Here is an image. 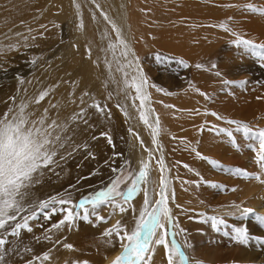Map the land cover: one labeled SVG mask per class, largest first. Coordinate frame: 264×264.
<instances>
[{"label": "bare ground", "instance_id": "1", "mask_svg": "<svg viewBox=\"0 0 264 264\" xmlns=\"http://www.w3.org/2000/svg\"><path fill=\"white\" fill-rule=\"evenodd\" d=\"M21 1L24 2V0H10L7 9L4 6V0H0V114H3L8 105V102L5 99L7 96L5 94V88L7 86L4 88V83L9 82L4 81L12 78L14 79L13 81L17 83L25 81L23 79L21 81L18 78L19 74L17 71L21 70L19 67L18 69H12L7 73H4V61L9 63L10 61L19 60L16 59L19 55L17 54V47L22 45L23 42L30 40V38L24 40L21 36L22 32L26 31V29L21 28L17 24L16 20V15L18 14L16 12V6H18L17 3ZM87 1L90 2L89 0H76V4L79 5V9H77L73 0H46L47 10L52 7L60 9V19L66 20L65 27L67 30H70L72 34L70 39L72 40L71 42L77 44L79 50L83 52V54H86L84 57L77 55L78 59H69L71 62L69 66H71V68L75 67V69H72L70 74L67 73V75L61 78L73 79V82L75 83L74 86L68 89L61 88L59 82H56L58 79L56 76H53L50 79L47 78L48 75H43L41 77L33 76L34 78L29 76V80H33H31V87L29 86V92L31 93H29L23 100V102L29 104L27 111L32 113L30 119H39L41 115L45 113V109H47V116L49 117L47 121L48 123L55 120L57 124L64 123L67 125L65 131L59 132V130H57L59 134L66 139L65 146L58 150V155L55 159L60 164L62 161L64 162V159L62 160L60 157L65 156L64 154L67 152H71L72 145V148L77 150L80 161H82L81 159L83 158V154L88 152V150L83 148L82 145L88 144L93 137H96L92 135L94 130L97 129L96 131L98 132L100 131V128H105V125L107 126L108 111L101 114L97 112L95 108L88 107L93 100L99 102L102 106L106 105V108H109L111 104L114 105L116 102L125 111L129 110V113L133 115L135 120H139V113L141 111L140 101L135 99V90L127 88L124 84V80L127 79L129 81V79L124 77L122 73L119 74L120 76L116 75L115 70L113 71L115 74H111L110 70L112 69H107V66L105 67L106 71L105 69H102V66L104 67V64L102 65L104 61H102V63L100 61L106 59L108 52L110 54L112 53L114 59H116V55L118 53L120 58H122L126 64L127 61L133 60L134 57L132 53L135 54V58H138L140 62V54L142 52H148L149 50L155 52L154 49L156 50L160 48V51L157 50V52H161V50L165 49L170 51V55L171 51L184 52V55H186V59L189 62H185L188 65L185 69H191L192 71L191 85L190 83L187 84L186 79L173 82L171 75V77L168 76V78L167 75L164 74L165 77H167L165 78V83H163L166 87L170 86L171 83H177L173 85V87H177V90L175 91L176 94L174 93L175 95L170 97L164 95L163 92L152 94L149 91V88H151L149 84L146 88L149 99L145 102V108L143 109L146 113H149L148 118L151 126H155L157 117L160 121L159 126L161 127L159 145L163 146L162 148H164L167 152L165 160L168 163L170 171V183L167 192L170 197V203L173 207L174 216H176V223H178L179 228L185 229L183 233H180L179 228H176L177 235L184 243L187 241L191 245L190 248H187L191 258L203 261V263L264 264V232L262 233L264 223L257 221L254 215H252L253 221L245 224L250 240L247 244L241 245L235 243L231 236H216L217 234L215 235L211 229H209L208 225H202L203 223L198 224L197 221H192L190 218L184 220V214L186 212L184 210L185 208L183 209L182 207L190 206L198 208L210 217L215 216L218 219L228 220L230 218L229 216H233L229 215V212L236 211L237 214L235 216L240 215L239 211L232 207V205H241L242 207L254 209L255 214L257 215L264 216V200L262 201L260 196L255 195L251 199L248 196L247 198H240L242 197L240 195L242 190H240L238 185H242L244 182L241 177L226 173L220 168L211 166L207 162V160H215L225 168L239 167L243 169L246 167L247 171H250L251 173L260 172L259 167L255 163V154L246 147L247 143L242 142L238 144L239 148H235L224 134L217 135L216 129H219L218 125H223L220 122L222 120H217L215 116L211 115L212 112H215L219 116L224 117L223 128L225 129L235 128V125H228L225 123V120H236L246 124L250 122V127H253L254 129L260 128L261 125L264 124V109H262L261 106V103L263 102L260 100L259 92L256 94V91H245L243 89V85L246 86V84H241L240 82L241 89L237 83L235 86L237 85L238 87L228 91L227 88L229 87L227 86V88H225V86L221 84V81H219L224 78V76H217L216 74L209 72L203 73L200 70L207 69L205 64H209L214 61L211 55L215 49L217 50V47L220 44L215 43L217 40H214L215 38L213 39L210 34L215 32L218 34L219 38L222 34H224V32L226 33V31L219 27L220 23H222L220 22L222 17L228 18V22L226 24L228 26L230 25L231 28L241 37L253 40L256 43H261L260 38L264 32L261 27L263 26L261 15L238 10L236 7H224V5H243L245 3H253V1L91 0L90 3H87ZM26 2L28 3L29 1H25V3ZM83 5L88 7L89 10H86ZM97 5H99V8H97ZM4 10H6V12H4ZM101 10L106 13L110 20L120 28L128 42V45L131 46L132 51L129 53L127 59L121 55L119 46L116 49L108 48L110 40L115 41V36L114 34L108 32L109 26H107L106 21L100 15ZM24 11L25 13L22 12V14H27V11ZM204 12H207L206 17L203 15ZM194 13H198L199 15L201 14V17H205V20L203 19L202 22H208V24H201L205 25L204 29H199L197 23L196 25H192L191 20L195 23L198 18L200 19V17H196L197 15L194 17ZM97 17H99L98 19L101 18V22H99L100 20H98ZM229 17H231V19H229ZM18 18L19 16L17 19ZM224 18L223 20H225ZM4 21L8 22L4 23ZM218 21L220 22L219 24H217ZM100 23L103 25L102 27L104 28V31L99 30ZM81 24L83 25L82 27L80 26ZM109 30H111V28H109ZM105 33L109 34L108 38H105ZM209 35L210 38H208ZM223 38L232 41V38L229 37L227 33ZM223 38H220L219 40L223 41ZM234 38L235 37H233V39ZM45 46V44H41L39 41H35L31 45V47L36 50H44ZM234 46H232V48ZM240 51L242 52L241 49ZM164 53L167 54L169 52ZM35 54H37V52ZM35 54L33 56H35ZM4 56L6 58H4ZM201 56H207L208 58L201 63ZM197 64L202 65V67L198 69L196 67ZM23 65L25 64L21 63L20 67ZM235 65L236 67L241 66L239 68L242 70L240 72L238 70L234 71L233 69L232 74H236L234 77L239 76L240 74L244 75L245 72L243 71L247 70L248 64L243 61V63H235ZM256 66L258 68L257 63ZM128 69L131 70V68ZM101 70L110 74L108 79L114 88V91L108 92L112 94L111 98H109L108 93L107 96L102 97L104 92H102L103 90L101 89ZM107 70H109V72H107ZM253 70L255 71V69ZM210 76L213 77V80L210 79ZM238 79L241 78L239 77ZM252 80L255 82L260 81L257 71L253 73ZM116 84L120 85L122 92L117 91ZM178 88L180 89L178 90ZM233 91L238 93L227 96L229 92ZM42 92L48 93L45 99L40 101L39 104L31 103V101L38 98ZM85 92L89 95L84 96L83 94ZM201 93H204L205 95H201ZM234 96L240 99L239 104L234 103ZM81 99L84 100V103H81ZM166 105L171 107H166ZM81 108H84L87 111V116L85 118L88 120V124H84L82 121L78 120L73 121L71 119L75 114L80 112ZM141 124L142 126L139 132V137L147 143V141L152 137V127L146 125L143 121H141ZM213 125L216 126V129L209 131V129L213 128ZM262 127L264 126L262 125ZM86 131L91 133L92 136L88 137V135V138H86ZM240 135L235 134L236 140L240 137ZM192 139H196L197 142H201V144L198 143L199 146H201V151H199L196 147L198 144L195 146V144L191 142ZM135 140V138L131 137L132 142ZM118 142L119 140L117 137L112 138L110 147L111 150L114 149L119 153ZM132 142L128 143V146L130 149H134V160L137 166H139L144 157H146V153L144 152L142 146L139 147L137 146V143L134 145ZM77 146L81 147L77 148ZM192 148H195L207 159L198 158L195 152L191 150ZM108 149L105 148V146L102 147L99 150L98 155L96 156L95 154V157L88 161L91 165H93V169H95L96 175H93L94 177L105 173V166L107 165V162H104L103 164H97L95 162L99 158H102L101 156H105L102 154L107 153L110 150ZM111 150L108 154H110ZM106 156L108 158L109 155ZM112 157L113 156H111V158ZM184 165H188L194 171L190 172L188 168L184 167ZM83 169H85V167H83ZM54 173H56L54 167L52 171L45 170V174L40 178V183L36 184L32 188L38 189L44 181H47L49 187L57 184V186H60L62 192L65 194L67 192L70 193L73 184L76 183L72 180L73 176L71 177V175L67 173L62 178L58 179L59 175ZM96 180L97 179H95V181ZM213 183L222 185L223 188H214L211 186ZM257 184H259V182H257ZM243 186L245 187L243 188L244 193L246 191L245 189L248 187V183L246 182ZM252 186L253 183L251 184V190ZM255 187V193H257L259 188L257 185ZM233 188L236 190L233 191ZM77 195L80 194L77 193L74 196ZM142 205L143 192L139 191V193L132 198L130 204L125 205V207L129 208V211L124 214L119 213V218L126 215H132V207H135L137 210L135 213V215H137ZM177 205L180 207H177ZM51 213L52 210L48 212V214ZM55 214L56 211L54 214H51L50 220L44 219V215L37 221L29 222L32 227V231H22L19 238L7 236L6 239L8 243L5 245V249H0V256L3 257V259H0V264H24V260L33 259L34 254L49 251L53 242L51 243L49 240L43 239V237L46 233H48L51 226L55 224V222H53ZM116 220L112 221L108 216L107 221L110 227ZM199 220H201V218ZM206 221L208 223V220ZM238 224L240 223L238 222ZM103 226H106V224ZM103 226L100 228L102 231H104ZM74 227L76 226L73 225L69 231V228L67 227L62 230L66 236L70 237L69 244H72V242L76 243L73 250H76L79 246L82 248V252L75 255L78 258V261L87 260L90 264H109V261L122 251L120 241L115 237L112 238L114 246L105 245L103 242L104 239L102 238L98 241V243L96 241H92L82 242L78 245L76 242V233L74 232L75 230H73ZM97 227L98 231H100V226ZM91 229L93 230V228ZM81 230L78 229L77 231L81 232ZM83 231H85V229ZM102 231H100L99 235ZM229 233H232V231ZM50 234L53 236V231ZM122 234L123 233H121V235ZM38 237L40 238L39 240H37ZM154 239L155 237H153V240ZM255 239L257 241H254ZM25 248H30L32 251L26 252L24 250ZM149 248L152 249V251L146 254L147 256H151V259L147 260V264H167L164 247L162 245L150 244ZM49 254H51V251ZM34 264H41V262L38 261ZM43 264L50 263L43 262Z\"/></svg>", "mask_w": 264, "mask_h": 264}, {"label": "snow or ice", "instance_id": "2", "mask_svg": "<svg viewBox=\"0 0 264 264\" xmlns=\"http://www.w3.org/2000/svg\"><path fill=\"white\" fill-rule=\"evenodd\" d=\"M73 3L79 9V5L76 4V0ZM224 7H236L238 10L246 11L252 14H258L264 16V6H257L253 3H247L243 5H224ZM99 8V5H97ZM100 15L112 26V31L115 33V41H111L108 44L109 49H116L118 46L121 51V55L127 59L131 48L128 45L120 28L110 20L108 15L102 10ZM231 19V17H229ZM83 26L82 24L80 25ZM44 27V26H42ZM224 31L231 34L235 39L231 41L238 49H241L244 54H250L257 58L260 62L264 63V43H256L253 40L245 39L231 29L226 23L219 25ZM105 38H108L109 34L105 33ZM134 59L127 61V64L118 68V71H122L125 77L128 76L127 72L123 71L124 67L131 68L136 75H133L131 82L127 79L124 80V84L127 88L135 90V99L140 101V113L139 118L146 125L149 123V113H146L143 109L145 108V102L148 101L149 96L146 93V88L149 86L148 79L144 76L142 69L139 68V60L135 58V54L132 53ZM157 62L162 60V57L157 55ZM35 63V61H33ZM177 63L183 67L188 65L179 60ZM196 67L199 69L202 65L197 64ZM216 67L215 64L212 65ZM217 76L221 73L216 72ZM225 83H232L225 81ZM244 84V81L240 82ZM151 87L156 88L158 92H165L166 95L171 93L166 92L163 88L152 84ZM48 95L47 92H42L38 98H35L31 103L39 104ZM84 96L89 94L85 92ZM109 93V98H111ZM201 95H205L201 93ZM209 98V97H206ZM259 99V98H258ZM81 103L84 100L81 99ZM29 104L22 102L19 106L10 107L5 113L0 114V249H5V245L8 243L6 237L12 236L19 238L22 231L31 232L32 227L29 225L30 220L36 219L37 208L44 210L49 207L52 208V213L56 211L55 206L60 205L61 211L64 213L62 219L57 223L53 224L43 237L45 240H52L53 230L60 231L67 227L69 229L74 225L76 219H82L93 226H96L95 222H106V217L101 216L99 213L103 210L101 207L109 206L113 210L118 209L119 213L124 214L129 211L125 205L130 204L134 195L139 191L143 192V205L139 209L138 216L135 215V207L131 208L133 213V219L135 221L134 228L128 231L126 225L121 220H117L112 227L107 228L101 233V237L104 238V244L114 246L113 237L120 241V247L122 251L117 254L114 258L109 261V264H147V260L151 259V256H145L146 253L152 251L149 248L150 244L162 245L165 249V255L167 257V264H190V257L186 253L185 249L190 248L191 245L185 241L184 245H181L175 239L177 233L172 232V239L169 241L166 239L172 228H179L178 223L175 222L172 215V209L168 206L169 196L166 194L169 186V179L164 173L167 171L163 156L161 154L160 159L157 163L160 166L161 178L159 180V191L156 193L158 199H150L147 184L149 183V172L148 164L143 163L138 171V174L131 181V185L125 190L120 191L119 184L122 182L119 176H116L111 181V186L105 190L96 192L91 197H84L78 203H75L71 198V193H67L66 196L51 197L46 201L31 202L29 200L32 187L40 183V178L45 174V170L52 171L54 166H58V161L55 157L58 155V150L65 146V139L59 132L66 130L67 125L64 123L57 124L55 120L48 123L49 117L47 116V109L45 113L41 115L39 119H30L32 113L27 111ZM55 107V106H53ZM88 107L95 108L97 112L104 114L106 111V105L102 106L99 102L93 100ZM117 107H120L118 104ZM166 107H171L166 105ZM125 116L127 112L124 109ZM110 112L108 117L110 118ZM211 115L215 116L217 120H224V117L219 116L217 113L212 112ZM87 111L84 108L80 109V112L75 114L71 119L73 121H82L84 124H88V120L85 118ZM228 125H235L234 129L219 128L213 125V129H216L217 135L224 134L229 142L239 148L235 134H241L242 137L248 142L246 147L255 154V163L260 169L259 173H249L245 169L239 167L236 168H225L215 160H207V162L216 168H220L226 173L241 177L243 179L257 180L264 184V128H252L248 124L236 121V120H225ZM159 118H156L155 126L152 127V143L156 145V150L161 151L162 147L157 145L156 137L159 135ZM91 127V126H90ZM59 130V132L57 131ZM132 132V129H129ZM101 135H107L101 133ZM96 139V137H93ZM139 139V137H137ZM109 144L112 143L111 138L108 139ZM141 144L143 142L141 141ZM81 146H77L79 148ZM83 148L87 149L88 145H82ZM76 150V149H74ZM146 151H149L145 148ZM195 152L196 156L200 159H207L195 148L191 149ZM69 155H71L69 153ZM91 156L92 153L89 152ZM150 158L153 157V153L149 151ZM60 159H65L61 156ZM188 170L194 171L188 165H184ZM113 171H116L115 169ZM198 175V174H197ZM187 183V182H186ZM207 183V182H205ZM144 185L143 188L139 187ZM214 188H223L222 185L213 183L211 185ZM235 191L236 189H232ZM174 198V193H173ZM119 201H123L120 203ZM90 206L89 207H86ZM177 207H180L177 205ZM239 211L240 218L243 219L249 215H254L255 219L261 223H264V216L255 214V210L248 207H242L241 205H232ZM80 209L81 211H76ZM51 214L46 213L44 219H50ZM232 213H229L231 215ZM111 215V213L109 214ZM94 217V221L89 218ZM191 218V217H190ZM212 221V227L215 229L218 225H224V219H218L217 217H209ZM159 230V232H158ZM185 229L179 228V232L183 233ZM121 233H123L121 235ZM229 235V233H225ZM153 237L155 239L153 240ZM232 240L235 243L245 245L249 242L250 236L247 228L237 226L232 229ZM40 238L38 237L37 240ZM56 245H62L64 249L73 250L74 246L69 243H63L61 239H56L53 242V247ZM26 252H31L32 249L25 248ZM50 251L44 252L42 256H35L33 259L43 262L50 260ZM0 259H3L0 256ZM27 264H33V260H28ZM70 264H90L89 261H72ZM194 264H203L202 261L196 260Z\"/></svg>", "mask_w": 264, "mask_h": 264}, {"label": "rangeland", "instance_id": "3", "mask_svg": "<svg viewBox=\"0 0 264 264\" xmlns=\"http://www.w3.org/2000/svg\"><path fill=\"white\" fill-rule=\"evenodd\" d=\"M9 1L10 0H4V6L7 9L9 6V4H8ZM25 1H29V2L25 3ZM89 1L91 2V0H89ZM252 1H253V4H256L257 6H264V0H252ZM90 2L87 1V3H90ZM46 3H47L46 0H24V2L21 1V2L17 3L18 6H16V10H17L16 12L18 14L16 16L17 17L19 16L18 19L16 17L17 24L21 28L26 29V31L23 30L24 32H22L23 35L21 34V36L24 38V40H26L28 38H30V40L27 42H23L22 45H19L17 47V54H19V55L17 56L16 59H19V60L10 61L9 63H6V61H4V73H7L8 71H10L12 69H18V67H19V68H21V70L17 71L19 74L18 78L21 81H22V79L25 81L17 83V82L13 81L14 80L13 78L4 81V82H9V83H4L5 84L4 88H5V86H7L5 88V94L7 95L5 97V99L7 100L8 105H7V107L3 113H5L10 107H13L14 104H15V106H19L23 102L25 97H27V95L29 93H31V92H29V89L31 87L33 80L32 79L29 80V78H28L29 76H31V78H32L33 76L34 77L35 76L41 77L43 75H48L47 76L48 79H50L53 76H56L58 78L56 82H59V84L61 85V88H63V89H68V88L74 86V84H75L73 82V79H71V78H66V79H61V78L65 75H67V73L70 74V71L72 69H75V67L71 68V66H69L71 64L69 59L70 60H71V58L78 59V56L84 57L86 54H83V52H81L79 50L77 44L71 42L72 40H70V39L72 37L71 36L72 34H71L70 30H67V28L65 27V24H66L65 21L66 20L60 19V16H61L60 15V9L52 7V8L47 10L46 9ZM5 4H7V5H5ZM245 4H247V3H245ZM83 6L86 10H89L88 7H86L85 5H83ZM24 10L27 11L26 12L27 14H25V15L22 14V12L25 13ZM4 12H6V10H4ZM206 13L207 12H204V14H203V15H205V17L207 16ZM200 15L198 13H194V17L195 16L200 17L201 20L199 18H198L199 20L196 18L197 20L196 19H195L196 21L194 20L195 23H193L192 20H191V23H192V25H196V23H197V26L199 29H204L205 25H201V24H203V23L208 24V22L207 23L202 22L203 19L205 20V17H201ZM20 16H22V17H20ZM98 18L99 17H97V19ZM223 18L224 17H222V20H223ZM100 19H98V20H100ZM224 19L225 20H223V21L222 20L221 21L219 20V21L222 23H227L228 18L225 17ZM261 19H262L261 21L263 24V26H261V27L264 31V16H261ZM219 21L217 22V24L220 23ZM7 22L8 21H4V23H7ZM99 22H101V20ZM106 24H107V26H109L108 32L111 34H114V36H115V33L112 31L111 24H109L107 21H106ZM199 24H200V27H199ZM42 26H44V27H42ZM102 26L103 25L100 23V26H99L100 29L99 30L104 31V28ZM229 27L231 28L230 25H229ZM109 28H111V30H109ZM211 32H213V31H211ZM226 33L228 34L229 37L232 38V41L235 39V38L233 39V36L230 35L228 32H226ZM226 33L224 32V34H222L221 37H219V38H218V34H216L215 32L210 34L213 39L215 38L214 40H217V42L215 41V43H220V44L217 47V50L215 49L211 55V57L213 58L214 61H212L209 64H205V67H207V69H205V70L200 69V70L203 73H207V72L212 73V74H215L216 72L221 73L220 76H224V78H222L219 81H221V84L224 85L225 88H227V86L229 87V88H227L228 91L230 89H233V88L238 87V86L241 89V85L239 82L244 81L246 86L243 85V89L245 91L246 90L248 92H251V91L255 92L256 91V94H257V92H259L260 100H261V102H263V103H261V106H262V109H264V63L260 62L257 58L253 57L250 54L244 55L240 51V49H238L236 46H234V44L232 45V43L230 42L231 40H226L223 38L224 36H226ZM212 34H213V36H212ZM210 35L208 38H210ZM220 38H223V41H220L219 40ZM35 41H39L41 44H45L46 46H45L44 50L43 49H37V50L33 49L31 47V45ZM260 42L264 43V32L262 33V37L260 38ZM230 44L234 47L232 48V46ZM129 47L131 48V46H129ZM157 50L160 51V48H158L156 50L154 49V51L156 53L153 52L152 50H149L148 52H142L140 54L139 68L142 69L143 74L149 80L150 87L152 84H155V85L159 86L160 88H163L166 92L171 93L170 95H166L165 92H163L164 95H166L167 97L175 95L176 94L175 91L177 90V87L174 86V87H176V88H174L173 85H175L177 83H175V84L171 83L170 86H172V87H170V86L166 87V85L163 84V83H165V78H167L170 75L172 76V77L171 76L170 77L172 78L173 82L174 81L178 82L179 80L186 79L187 84L190 83V85H191V83H192V81H191V75H192L191 69L190 70L185 69V67H183L181 64L177 63V61H179V60H182V61L184 60V62L189 63L188 60L186 59V55H184V52H173V51H171V55H170L169 50L163 49V50H161V52H157ZM31 51L34 54L37 52V54H35V56H33L34 54ZM164 52H169V53L166 54ZM157 55L162 57V60L160 62H157V59H156ZM180 56H181V59H180ZM4 58H6V57L4 56ZM206 58H208V57L207 56H201L200 62L202 63V61H204ZM33 61H35V63H33ZM102 61H104V62L102 63ZM243 61L248 64L247 65L248 68L246 70L247 72L243 71V72H245L244 75H241L239 73L240 74L239 76L234 77L236 74H232L233 69H234V71L238 70L240 72L242 70L241 68H239L241 66H237L238 67V69H237L235 63H243ZM100 62L102 63V65L104 64V67L101 65L102 69H105V71H106L105 67L107 66V69H112V70H110L111 74L114 73L113 71L115 70L116 71L115 73L118 76H120L119 75L120 73L123 74V72L118 71L117 69L126 65V62L122 58H120L118 53L116 55V59H114L112 53L110 54L108 52L106 55V59L101 60ZM21 63H24L25 65L20 67ZM256 63L258 64V68L256 66ZM213 64L216 65L215 68L212 67ZM112 67H114V68H112ZM253 69H255V71H257V73H258L259 80H260L259 82H257V81L255 82L252 80L253 73L255 72ZM105 71L101 70V75H102L101 76V79H102L101 89L103 90L102 92H104L103 96L101 95L102 97L107 96L108 92L114 91V88L112 87V84L109 82V79H108V77H110V74L109 73L107 74ZM123 71L128 73V76L126 78H128L129 82H131L132 76L136 75V73L133 72L132 69L129 70L128 67H124ZM107 72H109V70H107ZM164 74L167 75V77H165ZM106 76H107V78H106ZM241 76H243V77H241ZM239 77L241 79H238ZM210 79L213 80V77L210 76ZM237 79L241 80V81H238ZM242 79H244V80H242ZM225 81H230L232 83H225ZM253 82H255V83H253ZM237 83H238V86L237 85L235 86V84H237ZM258 83H259V85H258ZM178 85H179V83H178ZM116 86H117L116 87L117 91L122 92V88L120 87V85L116 84ZM179 89L180 88H178V90ZM149 91L152 94L153 93L158 94V91H156V88H154V87L149 88ZM159 93H161V92H159ZM235 93H238V92H235V91L229 92V94H227V96L235 95ZM239 102H240V99L237 98L236 96H234V103L239 104ZM117 105L118 104L115 102L114 105L111 104V106H109V108H106V111H108L107 113L110 112V114H111L110 118L108 117L107 126L105 125V128H100V131H98V132L96 131L97 129L94 130L92 135L96 136L97 140L91 139V141L88 142V144H87L88 145V147H87L88 152H86V154H83V158L81 159L82 161H80V158L77 154V150H74L72 148V145H71V152H67L64 154L65 155L64 156L65 157L64 162L62 161L63 163L61 162V164L58 163V166H54V170L56 172L54 174L59 175L58 179L62 178L67 173L70 174L71 177L73 176L72 180L75 181L76 183L73 184V186L70 190V193H71V198L75 203H78L81 199H83L86 196L91 197L96 192L105 190L107 187L111 186V181L116 176H119L120 180L122 181L119 184L118 190L123 191L131 185L132 179L135 177L136 174H138V171H139L141 164H142L141 163L139 166H137V164L135 163V160H134V157H135L134 149H130L128 146V143L132 142L131 137L136 139L132 143H134V145H135V143H137V146H139V147L142 146L144 152L146 153V157H144L142 162L147 163L149 166L148 167L149 183L147 184V187H148V191L150 192V195H149L150 199L154 200V199L159 198L158 196H156V193L159 191V180L161 178V172H160V166L157 163V161L160 159L161 154L163 156L164 165L167 169V171L164 173V175H166L169 179L170 171H169L168 163L165 160V156H167V152L164 150V148H162L163 149L162 153H161V151H157L156 145H153V143H152V137L147 141V143L141 137H139V135H140L139 132H140L141 126H142L140 118H139V120H135L133 118V115H131V113H129V110H126L128 115L125 116L124 111L121 110L122 108L117 107ZM220 122L223 125L222 126L218 125V127L223 128L224 121L222 120ZM159 124H160V121H159ZM250 124L251 123L248 122V125H250ZM262 125L264 126V124H262ZM262 125L260 128H264V127H262ZM160 127L161 126L158 125L159 135H160ZM129 129H132V132H130ZM101 133H106L107 135H101ZM92 135H91V133L86 131V138H88ZM159 135L156 137L157 145H159ZM114 137H117L119 140V142H118L119 153L117 151H115L114 149L111 150V147H110L111 144H109V142H108L109 138H111V141H112V138H114ZM137 137H139V139H137ZM141 141L143 142V144H141ZM191 142L193 144H195V146L198 143L201 144V142H197L196 139H192ZM242 142L248 143L240 135V137L237 139V143L240 144ZM199 144L196 147L199 151H201V149H200L201 146H199ZM104 146L107 149L109 148L112 153L110 152V154H108L110 151L108 149L109 151L107 153L102 154L105 156H101L102 158H99L95 162L97 164H103L104 162H107V165L105 166V173L103 175H98V176L94 177L93 175H96L95 169H93V165H91V163L88 161L92 160V158L95 157V154L97 156L99 153V150ZM161 147H163V146H161ZM145 148H147L149 151H152V153H153L152 158H150L149 151H146ZM235 148H237V147H235ZM89 152L92 153L91 156L88 155ZM68 153H70L71 155H69ZM72 153H73V155H72ZM74 153H76V154H74ZM106 155H109L108 158ZM111 156H113V157L111 158ZM105 158H106V160H105ZM83 167H85V169H83ZM97 167H98V165H97ZM114 169L116 171H113ZM243 169L247 170L246 167ZM248 172L251 173L250 171H248ZM78 175H80V176H78ZM78 178H79V180H78ZM262 178H264V177H262ZM95 179H97V180L95 181ZM243 181L245 183L246 182L248 183V187H247V189H245L247 191V195H246V191L243 193V190H244L243 188H245L243 186L245 183L243 182L242 185L241 184L238 185L240 190H242V192H240V195L242 197H240V198H245V197L247 198V196H248L251 199L255 195H258L261 197L262 201L264 200V192H263L264 191V185L262 183L257 181L260 184V186H259V184H257L256 180L243 179ZM252 183H253V186H252V190H251V184ZM256 185L258 186L260 192L258 190L257 193H255V190H256L255 186ZM53 187H55L56 189ZM139 187L143 188L144 185H140ZM59 190H61V189H60V186H57V184L55 186L49 187L48 182L44 181L38 189H33V188L31 189L29 200L31 202L35 203V202H39V201H46L51 197L66 196V194L68 193L67 192L65 194L64 192H62V190L61 191H59ZM261 190H263V191H261ZM77 193H79L80 195L74 196ZM166 194L169 196L168 192ZM136 195H134V197ZM119 202L123 203V201H119ZM168 206L172 209V215H173L174 220L176 222L177 220H176V216H174L173 207L170 203V197L168 200ZM61 207L62 206H60V205L55 206V208L57 209L55 217H54V221H53L55 223H57L60 219H62V215L64 214L61 211ZM86 207H89V209H90V206L86 205ZM101 207L103 208V210L100 211L99 214L101 216L106 217V222H95L96 226H93L92 223H89V222L84 221L82 219H76L74 221V225L76 227H74L73 230H75L74 232L76 233V242L78 245L82 242L96 241L98 243V241H100V239L102 238L101 234L99 235L100 231H102V229L100 230V228L105 224H106V226H103V230L110 228V225L108 224V221H107L108 216H109V219L112 221H114L116 219L121 220L123 222V224L126 225V228L128 231H131L134 228L135 221L133 219V214L132 215H126V216L119 218L120 214L118 212V209L113 210L111 207L103 206V205ZM182 207H183V209L185 208L184 210L186 212L184 214V218H185L184 220H186L187 218H190L192 215H194L190 218L192 221H195V222L197 221L198 224L203 223L202 225H206V226L208 225L209 229H211V231L215 235L217 234L216 236H220V237H227V236L230 237V236H232V233H229L230 231H232L231 229H233L234 227H237V226H241L242 224H243L242 227H245L246 223H250L253 221L252 215H249V216L241 219L240 215L235 216L237 214V212L233 211V212H229V213H232L231 215H233V216H229L230 218L228 220L224 219L226 221L224 225H218L217 228L214 229L212 227V221L210 219H208L210 216L205 214L203 211H200V209L193 208L190 206H188V207L182 206ZM51 210H52L51 207H49L48 209H44V210L37 208L36 219L30 220L29 222L37 221L40 217L44 216L46 213H48ZM76 211L79 212L81 210L77 209ZM110 213H111V215H109ZM137 216H138V214H137ZM201 216H203V217H201ZM205 217H206V219H205ZM233 217H235V218H233ZM200 218H201V220H199ZM89 219L94 221L95 218L90 216ZM233 219H235V220H233ZM48 220H50V219H48ZM206 220H208V223ZM116 221L114 223H112V225H114L116 223ZM232 221L233 222L236 221L237 223L234 222V224H235L234 225ZM238 222L240 224H238ZM101 224H103V225H101ZM85 225H87V226H85ZM97 226H100L99 227L100 231H98ZM84 227H86V228H84ZM65 228H63V229H65ZM91 228H93V230ZM229 228H231V229H229ZM78 229L79 230L82 229L81 232L77 231ZM84 229H85V231H83ZM69 230L70 229H68V231ZM169 232H170V235L166 239H168L170 241L173 238L171 233L172 232L177 233V230H176V228H172L169 230ZM226 232L229 233V235H225ZM263 232H264V229L262 230V233ZM53 233L54 234L52 236V240H49L51 243L54 242L56 239H61L63 243H69L70 242V237L66 236V234L64 233V231L62 229L60 230V232L53 230ZM101 233H103V231ZM102 239H104V238H102ZM175 239L178 242H180L181 245H184V242L178 237L177 234L175 236ZM254 241H257V240L255 239ZM72 245L75 247L76 243L72 242ZM185 251L190 257V264H194V261H196V259L191 258L187 248L185 249ZM81 252H82V248L80 246L76 250H68V249H64L62 247V245H56L55 247H53V243H52L50 260L46 261V262H49L50 264H70V262H72V261H78V258L75 255L80 254ZM164 252H165V249H164ZM164 252L162 251L163 254H164ZM43 253L44 252L34 254L33 258L35 256H42ZM146 254H145V256H147ZM31 260H33V264L35 262H38L34 259H31ZM27 261L28 260H24V264H27ZM166 262H167V257H166ZM203 264H206V263H203ZM207 264H209V263H207Z\"/></svg>", "mask_w": 264, "mask_h": 264}]
</instances>
